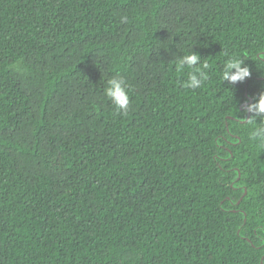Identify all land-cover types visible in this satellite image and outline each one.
Wrapping results in <instances>:
<instances>
[{
    "label": "trees",
    "instance_id": "1",
    "mask_svg": "<svg viewBox=\"0 0 264 264\" xmlns=\"http://www.w3.org/2000/svg\"><path fill=\"white\" fill-rule=\"evenodd\" d=\"M261 92L264 0H0V264H264Z\"/></svg>",
    "mask_w": 264,
    "mask_h": 264
},
{
    "label": "clouds",
    "instance_id": "2",
    "mask_svg": "<svg viewBox=\"0 0 264 264\" xmlns=\"http://www.w3.org/2000/svg\"><path fill=\"white\" fill-rule=\"evenodd\" d=\"M126 21V18H123ZM209 65L207 63L201 64L200 55L194 51L181 56L176 62V69L178 72L185 68L192 69L188 73V79L184 86L186 88L197 89L201 87L203 82L207 80L208 74L205 71ZM233 69L235 71H233ZM251 71L245 61L237 58H229L225 61L221 80L228 81L229 84H236L238 81H244L245 78L250 77ZM104 95L115 106L116 110L127 113L129 107V95L127 91L126 81L123 77L114 76L106 81L104 88ZM245 112H251L252 119L259 118L262 123L255 127L250 133L251 140H259L264 142V92H261L257 102L248 105Z\"/></svg>",
    "mask_w": 264,
    "mask_h": 264
}]
</instances>
